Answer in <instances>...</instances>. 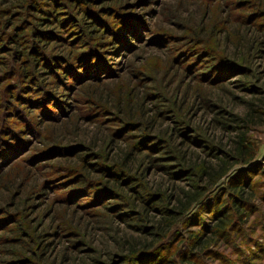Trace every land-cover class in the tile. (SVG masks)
<instances>
[{"label":"rangeland","instance_id":"rangeland-1","mask_svg":"<svg viewBox=\"0 0 264 264\" xmlns=\"http://www.w3.org/2000/svg\"><path fill=\"white\" fill-rule=\"evenodd\" d=\"M251 109L247 174L262 194L264 0H0V113L15 130L0 128V147L13 144L0 156V264H138L122 242L154 232L192 182L182 155L221 156ZM200 210L167 254L201 231L183 224Z\"/></svg>","mask_w":264,"mask_h":264},{"label":"trees","instance_id":"trees-1","mask_svg":"<svg viewBox=\"0 0 264 264\" xmlns=\"http://www.w3.org/2000/svg\"><path fill=\"white\" fill-rule=\"evenodd\" d=\"M83 59L81 61L77 60V63L73 62L74 65L75 63L76 65H83L85 58ZM68 63L73 64L70 61ZM57 65L60 66L59 62H57ZM64 69L67 73L70 71L69 68L64 67ZM23 73V77L26 78L31 74L36 77L33 72L24 71ZM69 74L72 75L71 73ZM74 77H76L75 74ZM44 87H42V90H45ZM7 111L10 112V110ZM254 112L255 110L251 109L246 118H242L243 120L238 117L233 119L243 121L245 129L240 130L231 139L229 149L222 151L221 156L216 155L213 156L212 160L208 158L198 162L192 157H187L186 154L182 155V161L186 159L190 161L188 172H191L193 176L192 182L188 184L187 188H179V190L174 192L173 196L170 195V198L172 197L170 207L166 208L162 212L161 217L157 219L154 232H148L146 235L140 236V238L123 240L122 250L129 256H135V262L137 261L138 264H185L188 262L189 264H195L193 258L209 253L222 260V264H264V236L260 237L264 232V225L260 223L258 228L260 232L256 239L251 238L248 234V232H252L251 229L246 231L247 227L254 223L255 214H261L264 211L258 207L259 200L264 203V193L262 195L255 192V187L256 185L259 186V182H254L253 177L248 178L249 174H247L251 172L250 175L253 176L254 172H256V169L251 166L255 165L257 152L255 143L249 135V127L251 124L256 123ZM5 113L6 111L4 110L0 113V128L5 124L4 127L7 128L9 134H14L15 130L9 127L11 122H3L2 116ZM17 114H20V112L16 111ZM2 134L3 132L0 129V136ZM2 141L4 143L6 139ZM11 143V140H9V142L7 141L4 144V147H0V156H2L3 151L4 153L12 152L13 144ZM130 157V154L126 155L125 162L129 161ZM236 166L246 169V178H243V174H238V172L231 174ZM258 172L262 174L260 170ZM168 173L170 174L171 172ZM225 178H227L225 182L220 185L221 180ZM112 183L114 185L119 184V181L114 177ZM195 206L201 210L194 216L191 215L183 224L184 226H196L201 231L187 238L188 242L186 244L181 243V248L173 250L174 255L172 257V254L166 253L168 245L172 241V236L176 235V233L171 231L180 225L183 217L189 214ZM204 213H209L210 216H207V218ZM250 214L252 218L249 219ZM261 219L264 221V216ZM261 219L258 216L257 222L259 223ZM204 232L207 234L206 238L201 236ZM234 233L240 236L239 242L235 241ZM211 238L214 240H211ZM250 242L253 244L251 247L247 245ZM223 243L230 246L233 254H238L237 258L233 259L231 256L220 254V252L215 250L219 246L221 247ZM242 243L246 246L245 249ZM212 246L216 248L212 249ZM252 247L253 249H251ZM186 250H189V252ZM250 257L255 258V260H251Z\"/></svg>","mask_w":264,"mask_h":264}]
</instances>
